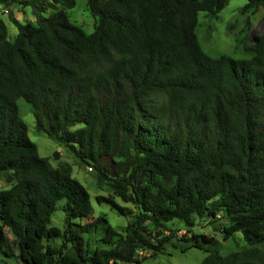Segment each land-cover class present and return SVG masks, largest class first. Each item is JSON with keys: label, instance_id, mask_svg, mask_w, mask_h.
<instances>
[{"label": "trees", "instance_id": "obj_1", "mask_svg": "<svg viewBox=\"0 0 264 264\" xmlns=\"http://www.w3.org/2000/svg\"><path fill=\"white\" fill-rule=\"evenodd\" d=\"M20 3L34 21L10 15L12 40L0 18V172L12 183L0 190V261L142 264L171 245L207 253L201 264H264V36L247 47L249 59L204 52L198 15L218 14L226 0H86L89 34L66 14L76 0H50L59 8L48 15L42 2ZM260 7L264 0H248L242 12ZM19 99L37 132L136 207L121 232L92 219L68 165L39 156ZM61 200L58 228L50 223ZM96 201L126 215L111 196ZM219 214L223 240L239 233L246 249L223 256L216 238L192 232L196 219ZM174 220L184 234L167 225Z\"/></svg>", "mask_w": 264, "mask_h": 264}, {"label": "rangeland", "instance_id": "obj_2", "mask_svg": "<svg viewBox=\"0 0 264 264\" xmlns=\"http://www.w3.org/2000/svg\"><path fill=\"white\" fill-rule=\"evenodd\" d=\"M42 2L46 8L45 15L59 8L49 5L50 0H33ZM248 0H226L224 8L216 15L201 12L198 15V25L195 30L197 40L201 48L210 57L217 58L221 55L229 56L236 60H245L251 57L247 47L252 45V40L264 36V7L257 11H244L243 6ZM54 7V8H53ZM6 10V12H4ZM69 21L79 26L85 33L93 32L95 19L91 16L86 6V0H76L72 9L66 10ZM12 15L21 24L33 22L34 16L31 7H25L18 0L12 6L1 10L0 18L5 22L8 38L12 40L17 34L16 26L10 21ZM244 38H247L246 40ZM19 116L27 128L29 139L36 145L39 156L49 158L53 167L68 165L71 170L72 178L76 179L87 190L90 196L91 206L93 208L92 219L104 217L109 225L116 231L121 232L127 223L131 222L137 215V209L130 203H123L119 198L112 195L109 188L104 184L97 182L96 176L91 169L81 164L71 153L63 146L50 138L44 133L37 132L34 128V117L31 107L23 99L17 101ZM57 153V156L54 154ZM8 172H0V190L8 189L12 183L7 181ZM111 196L113 200L125 209V216L119 215L115 209H112L106 203H98L97 197L107 198ZM64 201L57 203L55 211L51 216L50 225L62 228L64 225L65 215L62 210ZM172 229L179 230L178 234L185 233V227L179 220H174L167 224ZM228 223L223 215L219 214L216 218L204 217L195 220V226L192 232L212 236L219 241L218 252L223 255H229L232 252L241 251L248 246L242 240L239 233L234 234L227 240L222 238V228ZM102 234L99 227L96 233L90 235L91 248L99 246L94 240ZM59 240V239H55ZM178 246H186L185 243L178 242ZM145 256V253H140ZM207 253L196 248L187 249L184 253L167 245L162 254L155 257H146L142 264H201ZM0 264H21L16 258L2 257Z\"/></svg>", "mask_w": 264, "mask_h": 264}, {"label": "built area", "instance_id": "obj_3", "mask_svg": "<svg viewBox=\"0 0 264 264\" xmlns=\"http://www.w3.org/2000/svg\"><path fill=\"white\" fill-rule=\"evenodd\" d=\"M0 8H1V10L5 9V8H4L3 6H1V5H0ZM4 12H6V10H4Z\"/></svg>", "mask_w": 264, "mask_h": 264}]
</instances>
